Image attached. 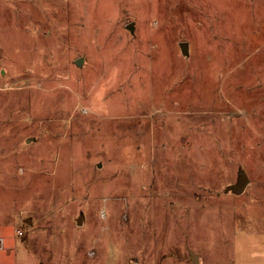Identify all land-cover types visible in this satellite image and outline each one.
Masks as SVG:
<instances>
[{
  "label": "rangeland",
  "instance_id": "rangeland-1",
  "mask_svg": "<svg viewBox=\"0 0 264 264\" xmlns=\"http://www.w3.org/2000/svg\"><path fill=\"white\" fill-rule=\"evenodd\" d=\"M0 235V264H264V0H0Z\"/></svg>",
  "mask_w": 264,
  "mask_h": 264
},
{
  "label": "water",
  "instance_id": "water-1",
  "mask_svg": "<svg viewBox=\"0 0 264 264\" xmlns=\"http://www.w3.org/2000/svg\"><path fill=\"white\" fill-rule=\"evenodd\" d=\"M127 29L130 30L131 32H134V30H135L134 22L129 23L127 25ZM181 49H182V52L184 55H186V56L189 55V53H190L189 52V44L187 42L181 43ZM83 62H84V58H79L75 61V63L78 66H81L83 64ZM99 166H101V165L99 164ZM249 183H250V179H249L247 173L243 170H240L237 182L235 184L229 185L226 188V192H234L237 195H241L246 191ZM83 219H84V216L80 215L78 218V225H80L82 223ZM191 259L195 264H199V255L197 253H194L193 251H191Z\"/></svg>",
  "mask_w": 264,
  "mask_h": 264
},
{
  "label": "built area",
  "instance_id": "built-area-1",
  "mask_svg": "<svg viewBox=\"0 0 264 264\" xmlns=\"http://www.w3.org/2000/svg\"><path fill=\"white\" fill-rule=\"evenodd\" d=\"M5 247H6V238L0 235V251H3Z\"/></svg>",
  "mask_w": 264,
  "mask_h": 264
}]
</instances>
